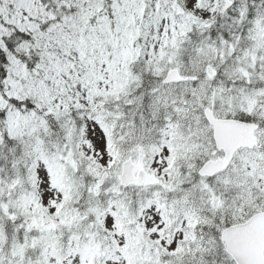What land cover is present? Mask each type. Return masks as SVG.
<instances>
[{"label":"snow or ice","instance_id":"snow-or-ice-1","mask_svg":"<svg viewBox=\"0 0 264 264\" xmlns=\"http://www.w3.org/2000/svg\"><path fill=\"white\" fill-rule=\"evenodd\" d=\"M0 264H264V0H0Z\"/></svg>","mask_w":264,"mask_h":264}]
</instances>
